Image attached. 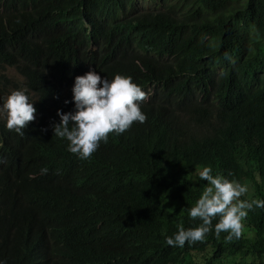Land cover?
Segmentation results:
<instances>
[{"label":"trees","instance_id":"trees-1","mask_svg":"<svg viewBox=\"0 0 264 264\" xmlns=\"http://www.w3.org/2000/svg\"><path fill=\"white\" fill-rule=\"evenodd\" d=\"M143 1L160 7L0 0V97L24 88L36 109L24 135L0 117V206L25 215L18 228L0 214L6 264H264V208L248 211L239 239L164 242L178 223H199L187 209L205 165L264 199V0ZM90 69L155 96L140 105L143 123L80 159L58 151L51 126ZM38 244L47 263L30 258Z\"/></svg>","mask_w":264,"mask_h":264},{"label":"clouds","instance_id":"clouds-1","mask_svg":"<svg viewBox=\"0 0 264 264\" xmlns=\"http://www.w3.org/2000/svg\"><path fill=\"white\" fill-rule=\"evenodd\" d=\"M62 15L65 16V13ZM71 93L72 109L64 112L57 109L59 121L51 127L54 135L65 142L63 147H59L60 153L87 159L101 142L108 141L109 133L121 134L133 122L143 123L146 120L140 105L145 98L155 96V88L149 86L146 97V92L131 76L116 73L108 79L90 69L74 77ZM33 102L24 88L13 89L6 97H0V117L5 120V127L24 135L28 122L35 119ZM64 103L69 101L66 99ZM0 153L3 155V151L0 150ZM70 160L72 163L75 161ZM198 177L206 184L195 203L187 209V215L190 219H198L199 223L187 228L178 223L177 230L164 237L168 246L182 248L186 242L203 241L210 231L218 239L221 233H225V241L239 239L248 211L254 207L264 208V199H241L248 191L245 184L219 173L214 175L208 165L199 169ZM0 214L8 217L18 228L24 223L22 212L0 206ZM214 219L216 222L213 224ZM30 249L32 262L47 263L48 250L45 246L38 244ZM0 264H6V261L0 259Z\"/></svg>","mask_w":264,"mask_h":264},{"label":"rangeland","instance_id":"rangeland-1","mask_svg":"<svg viewBox=\"0 0 264 264\" xmlns=\"http://www.w3.org/2000/svg\"><path fill=\"white\" fill-rule=\"evenodd\" d=\"M138 6L140 10H149V9H159L160 5L157 1H143L139 0ZM13 73V72H11ZM245 185L248 188V191L241 197V199H244V197L250 199L255 194V187L252 183L246 182Z\"/></svg>","mask_w":264,"mask_h":264},{"label":"bare ground","instance_id":"bare-ground-1","mask_svg":"<svg viewBox=\"0 0 264 264\" xmlns=\"http://www.w3.org/2000/svg\"><path fill=\"white\" fill-rule=\"evenodd\" d=\"M33 1V0H32ZM32 6V5H31ZM30 20V19H29ZM127 39V38H126ZM30 40V39H29ZM229 43V42H228ZM226 49V48H225ZM252 58V57H251ZM236 61V60H235ZM255 62V61H254ZM52 69V68H51ZM260 232V231H259Z\"/></svg>","mask_w":264,"mask_h":264}]
</instances>
